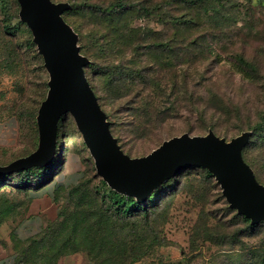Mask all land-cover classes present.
<instances>
[{
	"label": "rangeland",
	"instance_id": "374dc122",
	"mask_svg": "<svg viewBox=\"0 0 264 264\" xmlns=\"http://www.w3.org/2000/svg\"><path fill=\"white\" fill-rule=\"evenodd\" d=\"M53 1L71 3L62 17L78 34V44L84 46L81 51L90 59L91 67L84 68L86 77L124 154L143 157L164 140L183 133L201 136L212 129L229 141L251 130L243 156L264 185V0L220 1L225 5L218 15L205 12L201 26L178 33L171 24L173 15L196 19L197 11L176 3L167 6L163 19L133 15L130 20L118 12H104L101 6L108 0ZM18 11L17 0H0L1 164L36 149L34 116L49 78ZM104 29L120 32L115 46L100 35ZM140 39L141 46L133 49ZM150 42H164L167 47L151 51ZM171 46L178 55H170ZM238 54L258 71L240 65L235 58ZM183 72L187 83L178 97L179 111L160 127L143 125L147 112L152 114L174 102L161 98L157 91L151 94L156 80L166 85L174 73ZM149 78L156 80L150 84ZM60 131L53 175L43 181L50 183L27 196L13 185L0 191V259L16 248L10 229L26 239L57 221L63 209L77 200L85 198L93 206L98 203L94 187L104 180L96 173L70 114L61 118ZM207 171L190 167L156 190L158 201L150 208L149 233H157L161 243L136 264H264V222L248 227L236 218ZM25 202L28 206L22 211ZM142 223L140 216L121 219L112 215L110 220L113 232L132 239L139 237ZM94 260L79 251L59 258L58 264H94Z\"/></svg>",
	"mask_w": 264,
	"mask_h": 264
},
{
	"label": "water",
	"instance_id": "95a60500",
	"mask_svg": "<svg viewBox=\"0 0 264 264\" xmlns=\"http://www.w3.org/2000/svg\"><path fill=\"white\" fill-rule=\"evenodd\" d=\"M17 2L20 20L30 29L43 57L49 75L48 92L36 116L37 149L0 167V173L50 163L55 153L58 119L68 113L93 158L96 173L114 190L142 201L182 170L202 167L214 176L230 208L252 224L264 221V186L257 182L241 155L248 132L229 141L212 131L201 136L183 133L163 141L143 157L130 158L110 132L107 116L85 76L88 59L80 54L76 35L62 18L69 4L51 0Z\"/></svg>",
	"mask_w": 264,
	"mask_h": 264
},
{
	"label": "trees",
	"instance_id": "16d2710c",
	"mask_svg": "<svg viewBox=\"0 0 264 264\" xmlns=\"http://www.w3.org/2000/svg\"><path fill=\"white\" fill-rule=\"evenodd\" d=\"M220 1L223 0H108L107 2L108 4L101 7L104 12H107L109 14L118 12L119 14L122 15L123 18L127 17V19L130 20L133 17V15L136 16L159 15L160 18H162L163 17L162 13L167 8V6L176 3L179 4L180 6L181 5L184 6L185 8L189 7L194 11H197L199 14L196 19L194 17H187L185 14L173 15L171 19V24L172 27L178 33L180 30L186 32L194 29L195 27L201 26L203 24L202 18L205 12L206 13L213 12V15H218L219 14L218 9L221 8V5H225L224 3L226 0L224 1V3H221ZM60 2H66L69 4V7L66 10H69L71 8V3L69 1H60ZM55 3H59V2H55ZM233 3L234 2H232L231 4L232 6H234ZM63 20L65 21L64 18ZM66 23L68 24V22ZM71 29L76 35V42L77 45L79 46L80 54L88 59V64L86 65V68H89L91 67L90 59L82 53L81 50L84 46L78 44L79 41L78 34L74 31L72 27ZM142 33L145 36L146 32H142ZM100 35L102 36L104 35L105 37H107L105 38V40L109 39L111 42H113L112 45L115 46L117 41L119 40V38H117L118 37L117 35H120V32L107 33L106 29H104V31L100 30ZM142 40L143 39H140L137 42H135L133 44V49L136 50L138 46H141ZM33 43L34 42L32 36V44ZM33 45L36 47L35 43ZM148 45H149V49L151 48V51H153L152 49L161 50L160 48L166 49L167 47V45L164 44V42L163 43L150 42ZM173 47L174 46H171L169 48L170 50H172L171 51L172 54L170 55L176 56L178 55V51L173 50ZM235 58L240 65L250 68L252 72L258 71L256 69V65L249 62L242 54L236 55ZM43 66H44V61H43ZM155 80L154 78H149V83L152 84V81ZM156 82L157 84L154 86L153 91H151V94L157 91L158 96H161V98L172 99L174 100V102L171 103L169 107H165L162 110L160 109L155 110L152 114L147 112L146 115L148 116L147 117L145 116V120H142L141 122L145 126L160 127L163 123H165L168 119L171 118V115H173L174 112L179 111V108L181 106H178V101H179L178 97L180 96L181 93L184 92L187 83V74L184 72L182 73V75H177L174 73V77L170 78L166 85L162 84L161 80L159 82L156 80ZM90 87L94 92L91 85ZM47 92H48V81H47ZM47 92L45 97L41 100V102L46 98ZM38 108L34 116L36 126H37L36 116H37ZM102 111L105 113L103 109ZM64 115L65 114H63L58 119L57 135L55 142V153L53 155L51 162L46 165L32 166L26 169H19L13 172L0 173V191H2L3 189H8L5 187L13 185L14 188L20 189V191L23 192L24 196H27L26 194H29L30 191L32 190L38 191L50 183L43 181L48 180L53 175L55 169L56 158L58 153L57 147H59L57 146V142H58V137L60 136L61 133L60 131L61 118ZM109 129L110 132L112 133L110 122H109ZM209 131H212L214 133L212 129H209L208 132ZM243 132H248L250 135L247 143L245 144V146L241 151V155L244 161L252 169V167L249 165V163L245 160L243 156V151L248 145L250 139L252 138V131L245 130L242 131L241 133ZM37 133H38V126H37ZM112 135L114 136L113 133ZM114 138L116 137L114 136ZM116 140L118 143L117 138ZM38 142H39V136H38ZM37 147H38V143H37ZM35 150L31 151L27 155L31 154ZM16 159H13L12 161ZM12 161L5 164L0 163V167L7 166ZM206 175L211 177L208 171L206 172ZM174 176L170 178H173ZM255 179L259 183L256 176ZM15 180H17L18 182H11ZM164 183H162L161 185H163ZM161 185L154 188L144 200L139 201L135 196L127 195L114 190L113 188L108 186V184L104 181L99 182L94 187V194H93L95 197L97 196L96 197L98 199L97 205L93 206L91 202L87 203V200L85 198H82V200L79 199L73 206L65 207L62 213L59 214L58 216L59 219L57 221H55L54 223L48 226L45 225L37 233L27 237L26 239H20L16 235V233H14L13 231L14 228L12 230L10 229L9 236H12L15 239L14 241L16 244V248L12 249L10 255L8 256L12 260L11 264H58L59 258L79 251H86L87 253H89L91 257L95 259L93 262L94 264L96 263L100 264L102 261L108 262L109 264H134L135 262H138L139 259L150 254L152 249L156 245L161 243V240L157 233H153L152 236H150L149 233L150 230L152 229V227L150 226L151 225L150 208L155 207L157 205L158 196L156 190ZM28 201L29 199L27 198L26 202L28 203ZM26 202L25 204H23L22 211H24L28 206ZM227 205L229 207L228 203ZM111 211L114 213L110 214ZM234 211L236 213L235 217L236 218L240 217V219L244 223H246L248 227H253L261 222H264V221H260L257 224H252L249 218H246L244 215L238 214L236 210ZM112 215H116L117 218H121V219H127L133 216L142 217L145 221V224L142 223L144 227L140 230V232H138L137 236L139 237L132 239V238H128V236L117 235L116 232H113V225L110 224Z\"/></svg>",
	"mask_w": 264,
	"mask_h": 264
},
{
	"label": "crops",
	"instance_id": "0c3cea01",
	"mask_svg": "<svg viewBox=\"0 0 264 264\" xmlns=\"http://www.w3.org/2000/svg\"><path fill=\"white\" fill-rule=\"evenodd\" d=\"M11 263H12V260L9 257L0 259V264H11Z\"/></svg>",
	"mask_w": 264,
	"mask_h": 264
}]
</instances>
